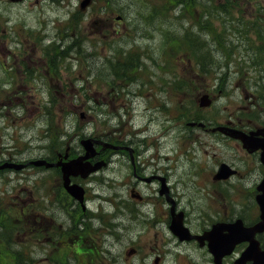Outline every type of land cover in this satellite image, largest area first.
I'll use <instances>...</instances> for the list:
<instances>
[{
    "label": "flooded vegetation",
    "instance_id": "obj_1",
    "mask_svg": "<svg viewBox=\"0 0 264 264\" xmlns=\"http://www.w3.org/2000/svg\"><path fill=\"white\" fill-rule=\"evenodd\" d=\"M32 1L28 6L27 0H0V97L4 98L0 111L50 112L55 107L40 106L37 97L51 93L102 97L100 82L89 89L90 94L82 84L71 83L68 61L81 65L88 48H102L103 40L88 45L86 15L92 8L95 18L89 26L97 33L102 34L107 25L113 36L118 35L114 24L122 23V16L111 20L104 14L102 0H90L84 10L79 7L82 0L73 4L70 0ZM40 1L58 7L63 17H48L44 9H38ZM256 28L260 36L256 30L248 42L264 48V26ZM212 29L194 25L177 39L196 45L197 33H201L204 41L217 43ZM222 35L228 38L227 32ZM220 55L219 64L229 61ZM75 75L85 81L80 69ZM230 76L229 72L174 75L172 87L166 90L170 104L148 106L150 115L140 126L118 121L110 130L100 125L95 132L70 135L67 131L55 147L46 120L43 127L34 129L30 152L28 145L20 149L13 136L16 131L8 133V139L0 135V166H16L0 167V223L16 224L17 235L22 233L19 225L30 224L29 237L23 233L21 242L9 244L10 248L6 245V255L22 251L29 242L31 252L41 256V264H215V251L232 238L233 223L251 227L259 221L256 199L264 178L260 150L247 151L240 140L225 134L226 129L219 130L250 135L264 127V73H254V78L246 72L233 74L242 80V87H236L241 97H234ZM202 81H208L204 87L199 86ZM192 90L206 94L210 107L187 110L186 97ZM107 106L62 105L56 112L102 114ZM153 123L156 131L151 129ZM83 138L93 141L96 153L82 163L93 166L99 162L101 167L85 178L69 176L66 183L62 164L85 156L80 144ZM166 142L173 145L168 152ZM202 143L223 146L225 155H209ZM222 165L232 174L216 178ZM255 238L263 249L264 231ZM246 246L245 242L234 245L220 264H237Z\"/></svg>",
    "mask_w": 264,
    "mask_h": 264
},
{
    "label": "rangeland",
    "instance_id": "obj_2",
    "mask_svg": "<svg viewBox=\"0 0 264 264\" xmlns=\"http://www.w3.org/2000/svg\"><path fill=\"white\" fill-rule=\"evenodd\" d=\"M109 1L110 4H114V6L110 8H114L115 10L113 12V15H111L109 12L105 13L107 15H110L111 19L117 13H123L124 15L122 23H115V27L118 26L116 29L119 30V33L116 38L113 39L112 43L107 44L104 41L109 39L111 35H109V32H105L104 29L102 30V35L101 31L99 33L96 32L94 26L90 27V22L95 17L94 14L88 15L86 20L87 40L89 41L88 45L91 46V43L93 42L100 43L101 40H103V44L102 48H88L87 50L90 54H87L86 56L87 63L90 65V67H92V73H95L93 68L95 67L98 72H101V75L107 77L108 79L110 78L108 76L109 71L107 69L108 62L106 58L113 57L116 59V61L121 63L124 62L123 59L125 57H129L133 60H136L137 62L138 59L141 60L142 65H140L139 69L137 70L138 65L140 64L137 63V66L135 68L137 71H135L136 73H134L135 76L133 75L134 79L132 82H130V86L127 87L126 85H124V82H121V84L124 85V89L122 92H118V95H116L115 97H113V95H110L111 92H109V89L106 87L105 92L100 95L102 96L100 97V99L104 100V104L108 105L107 107L110 110L116 109L118 113L122 115L121 117H123V119H126V117L124 116V111H128V117H132L133 121L141 123L146 118L145 113H147L148 115L150 114L147 108L148 106L162 104L164 102V98L166 95L163 94V92H160V90L163 86H166V90L169 86H171V74L179 75V77H187L197 71L196 65L193 63V61H190L188 59L189 50L187 49V44L180 43L178 39H176L178 38V36L182 35L183 30H191L194 25L200 27L207 24L219 25V31H222V28L220 26L227 25L226 32L228 38L225 37V44L228 47L227 53L229 56V61L221 65L218 63V61H221L223 59L220 55V53L223 51H221L215 43L209 41L207 49L211 51L213 57L216 60L215 63L209 64V69L212 70L210 72H229L231 74L230 86L231 90H234V97H241V94L237 93L238 90H236V87H242V80L239 77L235 78L233 74L246 72L252 74V78H254V73H264V52H261L263 50V47L248 42L249 37L253 35L256 30L259 31V34H257L258 37L261 34V30L256 28V26H264V0L258 1L259 3L257 2L262 8L261 12L259 13H256L254 10L253 3H256V1L253 0H231L230 8L228 12L225 13H215V5L219 6L223 4L225 0H203L202 3L209 5V9L203 12L200 7V3H196L195 10H193L191 14V11L187 7L185 12L183 7L181 8V6L177 5L178 3L175 5L172 3L170 4L169 0ZM142 1L146 2V4L148 5V10L143 8L145 4ZM32 3V0H27L26 5L29 6V4ZM73 3L74 0H70V4ZM167 3L169 4L168 8ZM162 6L164 7L165 14L159 17L156 15V13L162 9ZM59 7L64 8L65 6L64 4H60ZM57 8L58 7L49 5L43 1H40L38 7V9H44L45 14L52 19L63 17V14L60 13ZM210 11L214 12L216 16L214 17L209 14V16L205 17L204 14L207 12L209 13ZM91 13H94L93 9L91 10ZM150 13H154L155 15L149 17ZM101 16L103 19L107 18L103 13L101 14ZM255 16L261 18L260 21L257 20L256 22L255 20H252ZM159 21L161 22V24H163V27H167V30L162 32L156 30V28L158 29V26L160 24ZM106 27L107 25H104L103 28ZM250 30H252V32H248ZM51 31L53 32V28H51ZM144 31L145 33H147V35L141 36L142 32ZM243 31H247L248 33H244ZM199 36L202 38L204 37L202 34H200ZM162 37H167V44L165 46L164 43L159 45ZM205 38L208 40L207 37ZM169 41H172V43H170ZM146 45H149V47H147ZM200 45L201 44L196 43V47H199ZM176 49H178V51ZM125 50H127V53H121ZM203 50L206 49L203 48L202 51ZM253 53L259 55L254 60H258L260 61V63L256 62L252 64H245L244 60L246 62H251V58H254ZM115 59L113 60L115 61ZM117 64L119 63H115V65ZM81 68H83V66H81ZM205 69H208V67L205 66ZM149 74L151 76H149ZM149 77L151 81L150 83H152V85H150V90L146 89L147 87H149L147 86L149 85ZM207 82L202 81V85L199 86L204 87ZM246 82L253 83L254 81H250L249 79H247ZM94 83L95 82L93 81L91 83L83 81V85L88 90L94 88ZM140 85H144V87H141ZM138 89L141 90V93L136 92ZM162 91H164V89H162ZM192 91L193 93L191 95H188L186 97V100L196 103L197 98L199 99L201 94L198 91ZM131 92H136L138 95L141 94V96L133 97L132 95L136 94H132ZM49 99L51 100L50 104H54L53 106L55 107H61L62 105L79 106L83 100V98L78 94H76V96H73V93H71V95L69 96H66V98L59 96L58 94L53 95L50 98H48L47 96H44L43 98L41 96L38 97L39 104H43L45 101L46 103H48ZM3 101L4 98L0 97V104ZM90 102L91 104H94L93 98H90ZM235 106H237V104L233 107ZM51 115L54 118V124H56L57 127H60V125L62 124V122L60 121H64V118H60L62 113L56 112L52 113ZM88 115H90L91 117L89 121H84L79 125L86 132H94L97 123L95 121L92 122V120H96V113L91 112L90 114L88 113ZM31 116L32 114L30 115L29 111L24 112L21 117L20 115L13 116L11 113L4 109L2 112H0V135L2 136L3 134L6 137L8 136V133L14 134V132L16 131V134H14L13 136L20 142V149L24 150L28 145L29 147L27 149V152H30L31 149L28 143L32 140V135L34 136L35 134L34 129L36 127L41 128L44 126L43 124L45 121L44 118H41V116L46 117L47 114L41 115V113L38 112V119H36V122L31 121ZM68 120L74 121V118L69 117ZM68 128L71 127H67L65 128V130H67ZM156 128V124L153 123L151 125V129L156 131ZM200 145L202 146V148L208 150L209 155L212 153H215L217 157L225 155L223 146L213 144L203 145V143ZM171 146L173 145L170 142L165 143L167 152ZM210 147H212L213 150H209ZM197 154L199 155V152H197ZM170 158L171 156L168 155V160H166L168 164H170ZM106 176L108 178L111 177L109 174ZM25 221L30 222L29 218H27ZM5 224L7 226V230L4 231V236L0 235V238L2 239H0V264H41V256H37L31 252L29 242L28 247H25L24 250L13 253L12 257H7L6 253L4 252V250L6 249L5 246L7 245V247L10 248L15 242H21L23 236L22 234H16V225L14 223ZM21 227L25 232H27L29 231L30 225L29 223H25ZM1 230H3V228H1L0 231ZM13 231L14 233L12 234ZM26 236H29V232L26 233ZM9 244H11V246Z\"/></svg>",
    "mask_w": 264,
    "mask_h": 264
},
{
    "label": "water",
    "instance_id": "obj_3",
    "mask_svg": "<svg viewBox=\"0 0 264 264\" xmlns=\"http://www.w3.org/2000/svg\"><path fill=\"white\" fill-rule=\"evenodd\" d=\"M208 101L205 99V97L202 98L201 105H207ZM86 146V150L88 151L90 149L89 142L84 143ZM248 145H252L253 147H259L262 148V157L261 160L264 164V142L259 143L258 145L255 142L249 143ZM89 155H93V152L91 154H86V157H89ZM76 161L73 162L75 164ZM71 166H73L71 164ZM71 170H67L66 174H68ZM90 172V170H86V174ZM72 174H75V172H71ZM221 173H226L224 169L221 170ZM262 187V195L260 199L258 200L259 209H260V222H258L254 227L250 229H243L241 232H232V236L234 238L230 241V243H237L239 241H245L247 240L249 242L248 247L245 249V251L242 253L240 257V262L245 263L247 261H251V264H264V250L261 251L259 249L258 243L253 239V236L257 232H261L264 230V180L261 184ZM234 233V234H233Z\"/></svg>",
    "mask_w": 264,
    "mask_h": 264
},
{
    "label": "trees",
    "instance_id": "obj_4",
    "mask_svg": "<svg viewBox=\"0 0 264 264\" xmlns=\"http://www.w3.org/2000/svg\"><path fill=\"white\" fill-rule=\"evenodd\" d=\"M107 1L110 3L109 0H107ZM169 1H170L169 2L170 4L172 3V4L175 5L179 1L182 2V1H185V0H169ZM202 2H203V0H198V3H200V7H201L202 11L205 12V11H207V9H209L210 6L205 4V3H202ZM194 4H195L194 0H187V8L191 11L190 13L193 12V5ZM230 5H231V0H225V2H223V4H221L219 6L215 5V11H216L215 13H217V12H222V13L228 12V10L230 8ZM168 6H169V4L167 3V8H168ZM110 7H112V5L108 4L107 9L109 11H113V8H110ZM159 14H162L161 10H159L156 13L157 16ZM208 14H210V15L213 14L214 15V12L210 11ZM154 15H155L154 13H150L149 17L154 16ZM205 15L206 14H204V16ZM218 15H220V14H218ZM123 61H124L123 63L119 62V64H117V65H115V63H109V65H110L109 69L111 71V74H113L114 77H116V79H120V81L125 83L126 81L132 79L134 73H136L135 72L136 71L135 68L137 66V61L133 60V59H131L129 57H125L123 59Z\"/></svg>",
    "mask_w": 264,
    "mask_h": 264
},
{
    "label": "bare ground",
    "instance_id": "obj_5",
    "mask_svg": "<svg viewBox=\"0 0 264 264\" xmlns=\"http://www.w3.org/2000/svg\"><path fill=\"white\" fill-rule=\"evenodd\" d=\"M7 257H9V256H7Z\"/></svg>",
    "mask_w": 264,
    "mask_h": 264
}]
</instances>
